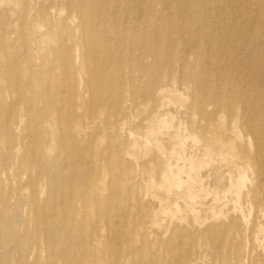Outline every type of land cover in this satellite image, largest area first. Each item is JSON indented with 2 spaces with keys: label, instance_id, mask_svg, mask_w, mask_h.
Masks as SVG:
<instances>
[{
  "label": "rangeland",
  "instance_id": "rangeland-1",
  "mask_svg": "<svg viewBox=\"0 0 264 264\" xmlns=\"http://www.w3.org/2000/svg\"><path fill=\"white\" fill-rule=\"evenodd\" d=\"M1 263L264 264V0H0Z\"/></svg>",
  "mask_w": 264,
  "mask_h": 264
},
{
  "label": "bare ground",
  "instance_id": "bare-ground-1",
  "mask_svg": "<svg viewBox=\"0 0 264 264\" xmlns=\"http://www.w3.org/2000/svg\"><path fill=\"white\" fill-rule=\"evenodd\" d=\"M190 1V0H189ZM229 5V4H228ZM249 6V5H248ZM222 11V10H221ZM250 14V13H249ZM255 15V14H254ZM219 17V15L217 14V12L216 13H211L210 14V18L212 19H217ZM242 18V17H241ZM200 19V18H199ZM254 22H253V16H248V18H247V23L245 22V23H241V25L236 21V20H234V19H232L230 22H229V31L230 30H235V29H239V31L238 32H241L240 30H243V31H245V32H250L251 30H252V24H253ZM224 24V23H223ZM220 27V26H219ZM222 27H224V26H222ZM200 30V29H199ZM212 32V31H211ZM228 32V31H227ZM198 33V32H197ZM208 33V32H207ZM242 33V32H241ZM213 34V33H212ZM229 34V33H228ZM227 34V35H228ZM243 34V33H242ZM245 34V33H244ZM248 34V33H247ZM222 38V37H221ZM211 40V39H210ZM200 41V40H199ZM246 41V40H245ZM251 41V40H250ZM210 42V41H209ZM219 43V42H218ZM257 43V42H256ZM208 44V43H207ZM246 44V43H245ZM252 44V43H251ZM235 45V44H234ZM249 46V45H248ZM243 50V49H242ZM251 54V53H250ZM62 131V130H61ZM38 137V136H37ZM35 162H37V161H35ZM76 165V164H75ZM168 173V172H167ZM169 181H172V180H169ZM52 182V181H51ZM55 182V181H54ZM175 182V181H174ZM179 188V187H178ZM41 197H42V195H40ZM32 205H34V203H32ZM25 207V206H24ZM6 208V207H5ZM4 208V209H5ZM7 210V209H6ZM35 212V211H34ZM42 211H40V208L37 206L36 207V218L37 217H39V214H42L41 213ZM45 214V213H44ZM38 215V216H37ZM64 216V215H63ZM34 217V218H35ZM40 218V217H39ZM42 219H44V221H45V223L47 222V218L44 216V215H42ZM13 220V219H12ZM48 222H50V221H48ZM45 227H48V225H46L45 224ZM2 231V230H1ZM16 232V231H15ZM23 233V232H22ZM23 235H24V233H23ZM15 238V237H14ZM26 239H28V238H26ZM26 241V240H25ZM15 246V245H14ZM13 246V247H14ZM12 247V246H11ZM31 257V256H30ZM2 264V263H1Z\"/></svg>",
  "mask_w": 264,
  "mask_h": 264
}]
</instances>
